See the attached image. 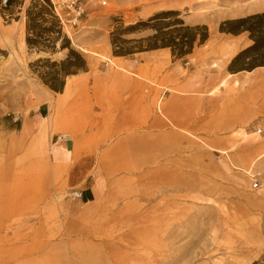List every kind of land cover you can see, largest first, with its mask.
I'll return each mask as SVG.
<instances>
[{"label":"crops","instance_id":"obj_1","mask_svg":"<svg viewBox=\"0 0 264 264\" xmlns=\"http://www.w3.org/2000/svg\"><path fill=\"white\" fill-rule=\"evenodd\" d=\"M219 35L181 59L169 48L114 56L106 35L104 61L2 116L0 264H96L136 181L146 206L154 187L183 192L202 168L245 181L264 150V66L228 71L249 40Z\"/></svg>","mask_w":264,"mask_h":264},{"label":"rangeland","instance_id":"obj_2","mask_svg":"<svg viewBox=\"0 0 264 264\" xmlns=\"http://www.w3.org/2000/svg\"><path fill=\"white\" fill-rule=\"evenodd\" d=\"M2 1L0 120L8 114L27 113L42 100V90L48 87L30 63L40 57L60 61L67 55V49L53 54L30 51L25 44L26 9L30 4L12 0L6 8ZM83 1V22L74 27L61 26V30L85 60L96 61H104L97 53L101 54L106 35L110 40V32L118 26L114 21L117 18L126 26L159 11L176 10L186 24H205L210 34L208 46H212L222 38L217 29L220 21L264 11V0ZM150 33L144 30L123 37L139 38ZM244 38L245 43L246 35ZM260 152L250 157L244 182L230 181L210 167L202 168L199 181L186 180L183 192L154 187L152 206H146L144 188L136 181L129 190L128 211L120 215V227L106 230L112 243L100 246L103 255H98L96 264H250L258 259L264 251V153ZM257 155L260 158L255 161ZM259 162L263 164L257 165ZM254 179L259 180L255 189Z\"/></svg>","mask_w":264,"mask_h":264},{"label":"trees","instance_id":"obj_3","mask_svg":"<svg viewBox=\"0 0 264 264\" xmlns=\"http://www.w3.org/2000/svg\"><path fill=\"white\" fill-rule=\"evenodd\" d=\"M12 0H6L4 7H10ZM110 32V44L114 56H127L136 52L169 48L174 59L185 58L194 48L205 44L210 34L205 24L189 25L180 17L179 11L163 10L145 20H138L124 26L120 18ZM218 32L222 34H245L250 44L238 51L227 65L230 72L250 71L264 66V11L220 21ZM150 30L139 38H124L126 34ZM25 44L30 51L53 54L67 49L63 60L51 61L49 57L38 58L30 63L41 82L50 90L60 92L65 77L87 68L83 56L70 46L64 36L57 16L52 12L49 0H33L26 9ZM48 69L47 71L40 69ZM250 264H264V251Z\"/></svg>","mask_w":264,"mask_h":264},{"label":"built area","instance_id":"obj_4","mask_svg":"<svg viewBox=\"0 0 264 264\" xmlns=\"http://www.w3.org/2000/svg\"><path fill=\"white\" fill-rule=\"evenodd\" d=\"M24 4H30L33 0H21ZM52 12L57 16L62 27L78 26L83 22L86 15L85 2L83 0H49ZM6 0L2 1L5 5ZM105 4V2H103ZM260 132V130H258ZM66 137V136H64ZM259 186V180L254 179L252 188ZM73 198L80 197V192L75 190L71 193Z\"/></svg>","mask_w":264,"mask_h":264},{"label":"bare ground","instance_id":"obj_5","mask_svg":"<svg viewBox=\"0 0 264 264\" xmlns=\"http://www.w3.org/2000/svg\"><path fill=\"white\" fill-rule=\"evenodd\" d=\"M23 43V42H22ZM22 43L20 45H22Z\"/></svg>","mask_w":264,"mask_h":264}]
</instances>
